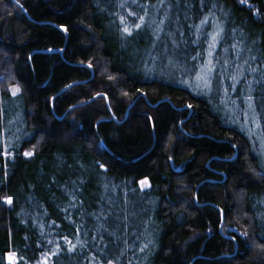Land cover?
<instances>
[{"label": "trees", "instance_id": "obj_1", "mask_svg": "<svg viewBox=\"0 0 264 264\" xmlns=\"http://www.w3.org/2000/svg\"><path fill=\"white\" fill-rule=\"evenodd\" d=\"M119 3L0 2V264L9 253L16 264H264L241 235L264 243V177L252 174L264 165V0ZM120 16L144 26L122 35ZM214 20L215 68H255L260 140L240 125L241 103L224 111L184 73ZM168 56L171 77L159 69Z\"/></svg>", "mask_w": 264, "mask_h": 264}, {"label": "rangeland", "instance_id": "obj_2", "mask_svg": "<svg viewBox=\"0 0 264 264\" xmlns=\"http://www.w3.org/2000/svg\"><path fill=\"white\" fill-rule=\"evenodd\" d=\"M214 22L217 24L216 29L214 32L210 33L209 36V41L205 46L204 49V59L202 62L197 64L195 68H183L184 73L187 71H192L190 74L191 77H188L190 80V83H192L195 87L198 89H210L212 88L213 95L217 96V100L220 103V108L224 109V111L231 113L233 112L232 108V103L234 100H236L238 103L242 104L241 111H242V123H240L241 126L244 125L245 120H250L248 121L249 129L255 133L259 130L258 124L256 121L257 118V113L253 109L252 102H253V97L251 96L252 93V86L254 84V80L252 77L253 71H255V68H251L248 65L246 66V61L244 59L239 60L238 63L233 67L229 72L225 70V68H215L216 63L213 59V54L215 52L216 45L218 43V40L220 38V33L222 29L221 23L218 21ZM203 27V24L200 22L197 24V32L201 31ZM214 30V28H213ZM212 30V31H213ZM219 33V35H217ZM213 37H215V41L213 40ZM168 61L165 59V61L162 62V65L166 68H159L160 71H162L166 76L171 77L177 68H173L172 63V58L168 56ZM211 69V71H209ZM247 70V77H244L245 71ZM219 72L224 73V74H219ZM226 73V75H225ZM232 77H235L236 79L233 80ZM188 78L185 80L188 82ZM225 79H227V83L230 84L228 90L234 89L233 93L236 91V88H238V96L236 98H233L229 100L230 94H232V91H225L224 82ZM209 81L210 82V87H205V82ZM240 81H242L244 84L241 85ZM223 85V86H222ZM241 86V87H240ZM208 92V91H207ZM257 134V133H256ZM258 135V139L260 140V134ZM46 257H43L42 260L40 261V264H43V261L45 260ZM6 261H9L8 254L5 257Z\"/></svg>", "mask_w": 264, "mask_h": 264}, {"label": "snow or ice", "instance_id": "obj_3", "mask_svg": "<svg viewBox=\"0 0 264 264\" xmlns=\"http://www.w3.org/2000/svg\"><path fill=\"white\" fill-rule=\"evenodd\" d=\"M0 2H3V0H0ZM242 2H243V0H242ZM16 3H17V5H19V0H16ZM131 3L132 4H136L137 0H131ZM127 4H128V0H120L119 7L124 8V7H126ZM20 6L22 7V5H20ZM128 15L132 16V17H135L136 13L131 11V10H129L128 11ZM119 19H120L121 24L124 25L123 28H122V35H125V36H131L133 34V30L134 29L135 30H139V29H141L144 26V16L138 17L140 22L139 23L133 22L131 24V26H129V24L127 23V17L120 16ZM206 22H207L206 20L205 21H201L202 24L206 23ZM161 23H163V21H161ZM61 28L65 32L68 31L67 27H65L63 25H61ZM221 31H222V29H221ZM217 35H219V33H217ZM215 39L216 38L213 37L214 41H215ZM49 51H52V50L49 49ZM193 59H195V57H193ZM81 63L83 64V61H81ZM86 67L89 68V69H93L94 65H93V63L91 61H89L87 63V65H86ZM209 71H211V69H209ZM0 79H2V78H0ZM232 79L235 80L236 78L232 77ZM106 80L108 82H110L109 85H108L110 89L116 87L120 83V78L117 77V76H114V75H107L106 76ZM66 87L70 88V87H72V85H66ZM205 87H210V82L209 81L205 82ZM7 91H9L11 96L14 97V98L18 97L20 94H22V88L18 84L14 85V86L13 85L8 86ZM137 91H139V90H137ZM122 95L127 96L128 93L127 92H123ZM95 96L96 97H100V98L104 99L105 101L108 100V93L107 92H97L95 94ZM93 98H95V97H93ZM188 107H192V105H188ZM148 119L151 120V117H149ZM18 139H19V137H17V140ZM16 146L19 147L18 144ZM3 154L6 155V156L12 155V152L8 151V146H6L5 151H4ZM23 155L25 157H31V156L34 155V152L25 151L23 153ZM169 159H172V157H169ZM100 167L104 168L105 165L101 164ZM252 174L255 175V176H258V177H264V165H261V171H259V172H256L255 170H252ZM140 186H141V189H143L145 187H150V184H149L147 178H145L144 180L140 181ZM5 202L8 203V204H12L13 201H12L11 197H8V198H6ZM221 214H223V210H221ZM241 235H243V236H245L246 238L249 239V241H250V245L249 246L250 247L251 246H255V247H257L260 250V252L262 254L261 258L264 259V243L255 244V241H252L251 237H249V233L248 232H242ZM261 235L264 236V233H262ZM63 239L65 240L66 243H71V241H69L67 237H64ZM233 239H235V237H233ZM49 243H51V241H49ZM75 247H76V245H73L72 248L69 249V251H73L75 249ZM147 247H148V245L145 244L144 247L140 249V251L143 252L144 249L147 248ZM53 255H55V253H53ZM8 258H9L10 264H16V254L15 253H9L8 254ZM43 264H47V259L46 258L43 261ZM107 264H115V262L112 261V260H109V261H107ZM129 264H130V262H129Z\"/></svg>", "mask_w": 264, "mask_h": 264}, {"label": "water", "instance_id": "obj_4", "mask_svg": "<svg viewBox=\"0 0 264 264\" xmlns=\"http://www.w3.org/2000/svg\"><path fill=\"white\" fill-rule=\"evenodd\" d=\"M135 99H136V98H135ZM135 99H134V100H135ZM134 100H133V101H134ZM131 103H132V102H131ZM130 105H131V104H130ZM130 105H129V107H130ZM129 107H128V108H129Z\"/></svg>", "mask_w": 264, "mask_h": 264}]
</instances>
